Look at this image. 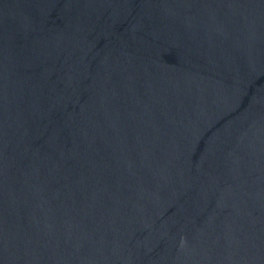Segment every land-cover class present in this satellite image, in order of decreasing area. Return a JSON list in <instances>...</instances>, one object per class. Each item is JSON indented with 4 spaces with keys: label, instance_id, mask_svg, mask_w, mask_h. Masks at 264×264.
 <instances>
[{
    "label": "water",
    "instance_id": "95a60500",
    "mask_svg": "<svg viewBox=\"0 0 264 264\" xmlns=\"http://www.w3.org/2000/svg\"><path fill=\"white\" fill-rule=\"evenodd\" d=\"M0 264H264V0H0Z\"/></svg>",
    "mask_w": 264,
    "mask_h": 264
}]
</instances>
